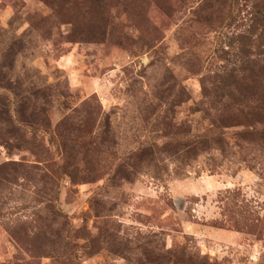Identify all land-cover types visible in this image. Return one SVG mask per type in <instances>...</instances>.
I'll return each instance as SVG.
<instances>
[{
    "label": "rangeland",
    "instance_id": "1",
    "mask_svg": "<svg viewBox=\"0 0 264 264\" xmlns=\"http://www.w3.org/2000/svg\"><path fill=\"white\" fill-rule=\"evenodd\" d=\"M260 11L0 0V264H264V142L177 146L221 116L241 43L264 57Z\"/></svg>",
    "mask_w": 264,
    "mask_h": 264
},
{
    "label": "trees",
    "instance_id": "2",
    "mask_svg": "<svg viewBox=\"0 0 264 264\" xmlns=\"http://www.w3.org/2000/svg\"><path fill=\"white\" fill-rule=\"evenodd\" d=\"M107 1L90 0V4L93 10H99L106 6ZM255 24L262 28L261 33L264 35V11L256 13ZM240 51L241 58L229 70L221 72L219 86L215 89L216 102L222 110L218 114L221 116L210 121L200 134L183 133L177 143L182 160L193 159L201 152L214 149L212 146L223 151L227 146L223 132L229 129H239L234 134L239 140L264 142V57L255 55L252 58L243 42ZM222 114L225 119H222ZM5 123L10 128V134L20 130L9 117ZM18 123L21 126L31 124L21 120Z\"/></svg>",
    "mask_w": 264,
    "mask_h": 264
}]
</instances>
